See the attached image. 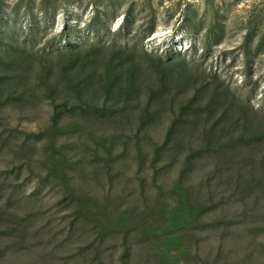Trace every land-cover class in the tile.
Instances as JSON below:
<instances>
[{"label":"rangeland","instance_id":"1","mask_svg":"<svg viewBox=\"0 0 264 264\" xmlns=\"http://www.w3.org/2000/svg\"><path fill=\"white\" fill-rule=\"evenodd\" d=\"M19 2L42 26L35 50L64 31L77 48L33 54L23 69L0 58V186L15 190L9 207L0 202V264H264V0H0V15ZM97 17L100 45L87 31ZM121 50L145 66L130 75L135 90L88 96L116 117L71 118L74 95L60 80L110 72ZM230 98L221 125L232 145L218 156L209 144L221 131L208 130ZM188 105L198 119H181ZM237 113L248 142H235ZM175 119L186 128L166 142ZM10 214L22 235H2Z\"/></svg>","mask_w":264,"mask_h":264},{"label":"trees","instance_id":"2","mask_svg":"<svg viewBox=\"0 0 264 264\" xmlns=\"http://www.w3.org/2000/svg\"><path fill=\"white\" fill-rule=\"evenodd\" d=\"M22 2H19L16 4L13 14L9 17H2L0 15V58L2 61L5 60V58H11L8 59V63L6 65H10L15 68L23 69L28 65V59L33 56V54H41V55H47V54H54L60 55L63 52H71L74 48H77L75 44H73L71 40V36L69 33H66L65 31L62 32L60 35H56L53 38H51L49 41H47L42 47L35 50L34 39L42 33L41 29L42 26L39 25L40 22L34 17L33 9L31 6H27V9L25 11H22ZM0 10H2L0 8ZM55 12V10H51V7L48 5H45L41 9V13L45 17H51V14ZM31 14V28L27 29V27L22 23L23 20L26 19V15ZM23 19V20H22ZM10 28L8 31H5L6 28ZM87 31L92 32L97 37V44H101L102 42V36L104 34V27L98 22V17L95 18L93 22L88 26ZM48 33L47 28L44 29V34ZM115 37L122 36L121 32H118L116 34H113ZM24 37V41H20V39ZM64 42V45H60L61 42ZM32 44V46L30 45ZM58 47L55 48L56 45ZM101 48V47H99ZM114 49V48H113ZM123 51H118L117 54L112 58L108 66L112 68V71L103 73H100L101 75H98L97 69L89 71V73L86 76L77 75L75 78L71 80H60L59 86L60 89L63 90V92H67V95H74V105L69 110L73 114L71 118L73 119H79L81 121H102V120H110L116 117L118 111L113 110L112 107L106 106V103H103L101 106L96 105L93 100H88V96H92L93 94L97 96V93H102L105 95L106 100L114 101V100H126L127 97L135 90V82L133 76L130 77L131 73H141L143 70L142 68H145L144 65L141 67H138L135 63H129L127 60H123ZM6 61V60H5ZM4 61V62H5ZM86 65L81 64V68H85ZM86 69V68H85ZM142 69V70H141ZM147 69V67H146ZM91 70V69H90ZM5 77H1V80H5ZM157 83V76L155 78ZM7 80L3 81L6 82ZM163 81V80H162ZM161 81V82H162ZM157 84L154 85L153 88L150 89L149 97H148V104L146 105V108L142 112V121L143 125L147 124L146 119L152 118V114H150L151 104L157 100ZM88 97V98H87ZM216 95H212V99H214ZM232 98L228 99L229 101L223 103L221 105V109L219 110L220 119L217 121V123L210 127L208 131L212 132L214 131L217 126L219 127L221 134L219 135V139L215 140L213 142H210L209 147H213L212 150H209L210 152H215L218 156L222 153L223 148H227L228 145H232V143H222V133L227 129L226 124H222L223 118L226 116L232 114L234 112V105L235 102L231 101ZM214 101H211L206 105L207 113L211 114L213 111L212 107ZM68 105H66L67 107ZM195 108L194 105H188L180 110V117H192L195 120L200 117V112L198 109ZM61 115L56 111L54 112L53 122L55 123V126L60 124ZM180 123L179 120L175 119L169 129V132L167 134V141L169 142L172 140V137L176 135L177 132L182 131L186 128V126L178 125ZM237 126V127H236ZM143 127V126H142ZM234 127L235 129H240V136L238 139H236V143L238 142H248V140H251V137L249 135L248 129V122L246 119L243 118L241 114H236V117L234 119V123L230 126ZM212 136V135H210ZM212 138V137H211ZM257 142H258V136H255ZM261 138V135H259V140ZM228 144V145H227ZM44 181H40L38 184V187L40 186V183ZM240 181H235V184L238 186ZM2 189V185L0 186ZM3 193L0 192V202H5V206L9 207L14 199V189L12 191H9L8 189L5 191L4 189ZM1 191V190H0ZM39 194V191L34 192L31 196H36ZM8 206H7V205ZM5 214V213H1ZM12 215V214H10ZM79 217V216H78ZM4 216L0 215V220H3ZM9 220H6L10 224L8 227L3 231L2 235H8V233H11L10 231H13L12 233L16 232L18 235H22L23 229L20 226L17 227L18 222L17 220L12 216H8ZM15 219L16 221L12 220ZM4 227V226H3ZM1 228V226H0ZM19 231V232H18ZM15 233V234H16Z\"/></svg>","mask_w":264,"mask_h":264}]
</instances>
